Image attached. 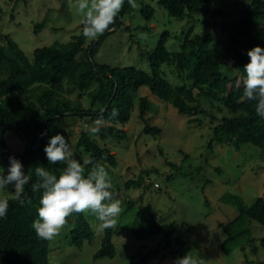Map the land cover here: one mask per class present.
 Segmentation results:
<instances>
[{"label": "trees", "instance_id": "obj_1", "mask_svg": "<svg viewBox=\"0 0 264 264\" xmlns=\"http://www.w3.org/2000/svg\"><path fill=\"white\" fill-rule=\"evenodd\" d=\"M67 0H63L65 3ZM210 0H158L170 17L182 19L200 12ZM129 4L125 0L124 7ZM238 18L227 24L222 22V28L215 27V36L211 33L192 36L194 23L187 20V29L180 48L176 52L167 50L165 43L170 36L167 30L160 33L155 47L148 53L150 72L134 66H110L98 64L93 56L97 52L105 35L86 42L81 29L67 43L54 42L48 46L33 50L32 58L27 57L18 44L9 36L0 32V159L9 166L10 147L5 142L6 131L16 132L24 144L23 151L15 157L24 165V171L33 170L40 165L55 172L59 176L62 165L48 164L45 146L50 138L60 133L70 144L69 132L57 124L58 118L75 117L94 122L101 116L105 123L99 135L90 136L89 130H82L75 142L87 154V159L103 164L107 171L114 168L116 157L99 140L125 139L123 129L131 118L137 98V90L146 86L152 94L162 101L173 105L179 114L191 116L190 121L198 126L206 125L211 131L207 149L211 150L214 143H231L235 150L244 144H252L264 149V118L255 111L256 101H249L243 96V83L237 87L238 78L222 73L237 70L245 78L243 65L249 60L247 51L260 45L264 47V0H243L237 5ZM141 15L150 20L154 10L148 4H143ZM225 15L223 11L211 12V18ZM119 22L112 27H117ZM42 23H37L34 33H38ZM215 37V38H214ZM2 38L5 43H2ZM225 43L223 48L218 46ZM172 63L179 72L186 70L185 80L190 85L173 86L160 75L163 63ZM222 67V68H221ZM69 85V92H76L77 99L71 100L62 93ZM196 90L197 94L194 92ZM36 91L35 103L27 102L22 94ZM88 96L85 107L79 100ZM206 98L218 112L224 115H212L208 124L202 119L205 110L197 99ZM150 101L147 96L138 99L137 116L144 122L142 133L158 136L161 129L150 125L147 117ZM118 110V116L111 115L112 110ZM226 111V113H225ZM220 122H214L215 118ZM161 154L162 151H160ZM169 165L171 161H167ZM180 177L187 172L175 167ZM200 169L199 167L197 168ZM176 176V175H175ZM171 175L170 177H175ZM169 179V177H168ZM144 179L141 176L129 178L122 188L112 187L113 199H119L121 189L141 186ZM152 184H147L149 187ZM40 192H32L31 183L25 186V200L31 203L20 205L9 198L7 215L0 218V264H49V240L37 237L32 222L38 218L40 207ZM13 195V193H12ZM222 201L233 206L237 214L234 218L219 223L218 227L224 237L220 247L225 255H229L238 247L253 243L250 225L256 221L264 226V198L256 197L246 203L236 192H225ZM135 200H126L129 209ZM175 224V223H173ZM172 223L164 224L157 221L149 205L140 209L135 219L131 233L138 239L149 235L163 233L165 238L155 248L142 256L140 261L149 258H179L183 250L189 249L178 244L174 237ZM70 241L77 247L83 243H91L95 237L94 229L84 214H72L67 222ZM117 228H107L102 232L99 249L93 254V259L113 258L115 246L113 236ZM177 244V245H176ZM180 245V246H178ZM260 247L264 248V237L259 239ZM255 251V248H253ZM200 252V250H199ZM200 264H204L201 263Z\"/></svg>", "mask_w": 264, "mask_h": 264}, {"label": "rangeland", "instance_id": "obj_2", "mask_svg": "<svg viewBox=\"0 0 264 264\" xmlns=\"http://www.w3.org/2000/svg\"><path fill=\"white\" fill-rule=\"evenodd\" d=\"M242 1L210 0L200 12L179 19L170 17L158 0H135V7L123 6L117 16L119 25L103 34L105 36L93 59L98 64L134 66L150 72L148 53L155 47L162 31L170 33L165 43L167 50L176 52L185 35L188 19L194 23L192 36L205 33L215 36V27L222 28V22L231 24L237 20V5ZM143 4L150 5L154 10L150 20L140 13ZM77 5L78 0H67L65 3L63 0H0V32L13 39L24 54L32 58L35 48L54 42L67 43L79 33L82 16ZM218 10L225 15L211 18V12ZM37 23H42V27L38 33H34ZM1 41L5 43L3 38ZM90 41L87 39L86 42ZM224 46L225 43L221 42L218 47ZM221 70L226 76H236L242 84L244 78L237 70ZM185 73L186 70L179 72L172 63L166 62L160 66V75L173 86L190 85V81L185 80ZM65 87L62 96L76 100V92H69V85ZM194 92L197 94L196 90ZM35 93H23L22 97L29 103H35ZM142 96H147L150 101L148 123L161 129L158 136L141 131L144 122L137 116V105ZM196 97L205 110L201 119L206 124L212 115H224L208 99ZM79 100L85 107L89 102L86 95ZM190 117L179 114L173 105L152 94L148 87L141 86L137 90L131 118L123 125L126 138L104 141L98 138L99 144L108 147L117 159L116 166L108 171L114 188H122L123 182L131 177L141 176L144 179L141 186L121 189L119 200L123 211L118 217L117 234L113 236L115 256L93 259V254L100 247L103 230L98 228L99 221L95 217L85 214L94 229L93 241H85L81 247L75 246L65 225L60 235L49 240V264H175L176 258L161 260L151 257L147 261H140L165 238L160 233L138 239L131 233V227L145 205L152 208L159 223H175L172 225L174 237L179 239L178 244L182 247L189 248L183 250L179 258L190 253L204 264H264V248L259 245V239L264 237V226L252 221L250 238L254 239L253 243L247 242L243 246L244 251L238 247L229 255L221 250L224 235L218 227L219 223L237 214L233 206L222 201L225 192H236L246 203L256 197L264 198V149L244 144L235 150L229 142L214 143L209 150L210 129L204 124L198 126L191 122ZM219 117L212 123L220 122ZM93 123L78 116L57 120V124L69 132L70 145L81 162L87 159V154L77 148L75 142L80 132L88 131ZM4 139L12 156L23 151L24 144L16 132L6 131ZM167 161L172 164L169 165ZM175 167L187 172L186 176L180 177ZM7 169L8 165L0 159V172L6 175ZM171 175L176 176L173 178ZM147 184L152 185L146 187ZM5 196H12L11 185L8 191L0 189V198ZM126 200H135V203L128 209Z\"/></svg>", "mask_w": 264, "mask_h": 264}, {"label": "clouds", "instance_id": "obj_3", "mask_svg": "<svg viewBox=\"0 0 264 264\" xmlns=\"http://www.w3.org/2000/svg\"><path fill=\"white\" fill-rule=\"evenodd\" d=\"M135 7V0H127ZM125 0H78V12L82 16V34L89 40H95L106 31L112 30L116 18L122 11ZM249 60L243 65V96L249 101H256L255 111L264 118V47L256 45L247 51ZM241 82L237 81V87ZM111 115L118 116L113 109ZM105 121L101 116L89 128L91 137L99 135ZM48 164L62 165L59 176L54 171L36 166L33 170L24 171L23 163L14 156L9 157L7 174L0 172V189L11 191L12 200L20 205L25 200V186L31 183L32 192H40L38 218L32 222L37 237L52 240L60 235L61 230L72 214H88L99 221L98 228L104 230L117 226L118 217L123 211L122 202L113 199V185L109 172L103 164L85 159L81 162L76 158L71 145L65 136L53 135L45 146ZM9 198H0V218L7 215ZM175 264H200L198 258L190 253L176 260Z\"/></svg>", "mask_w": 264, "mask_h": 264}]
</instances>
